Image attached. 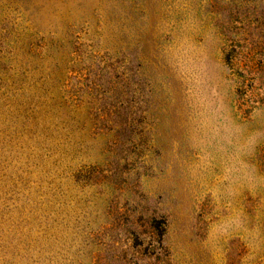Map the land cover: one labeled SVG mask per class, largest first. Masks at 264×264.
<instances>
[{
	"label": "rangeland",
	"instance_id": "rangeland-1",
	"mask_svg": "<svg viewBox=\"0 0 264 264\" xmlns=\"http://www.w3.org/2000/svg\"><path fill=\"white\" fill-rule=\"evenodd\" d=\"M0 264H264V0H0Z\"/></svg>",
	"mask_w": 264,
	"mask_h": 264
}]
</instances>
